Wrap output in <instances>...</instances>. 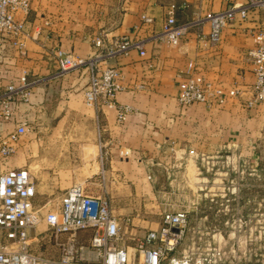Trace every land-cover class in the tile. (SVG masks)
Here are the masks:
<instances>
[{"label":"crops","instance_id":"crops-1","mask_svg":"<svg viewBox=\"0 0 264 264\" xmlns=\"http://www.w3.org/2000/svg\"><path fill=\"white\" fill-rule=\"evenodd\" d=\"M248 1L32 0L28 12L17 15L28 33L26 56L8 66L15 75L25 73L31 83L28 103L17 114L27 132L8 168L29 172L35 208L43 214L50 200L75 185L96 197L121 174H190L194 168V174H202L203 160L224 156L244 162L243 173L258 174L264 155V106L245 107L253 83L246 52L253 46L251 32L264 27V9H251L244 19L236 14L217 44L207 40L208 15L239 10ZM172 4L175 24L186 28L177 46L154 39ZM120 37L140 43L145 55L131 49L100 58L98 67L114 69L122 89L113 106L101 101L88 106L83 95L86 68L59 72L57 54L89 60L104 55ZM96 40L102 44L96 46ZM191 74L201 76L209 91L238 94L218 106L182 107L177 97ZM125 107L129 113L119 122V110ZM6 128L11 131L15 125ZM109 202L118 218L127 211ZM87 234L79 233V239Z\"/></svg>","mask_w":264,"mask_h":264},{"label":"built area","instance_id":"built-area-1","mask_svg":"<svg viewBox=\"0 0 264 264\" xmlns=\"http://www.w3.org/2000/svg\"><path fill=\"white\" fill-rule=\"evenodd\" d=\"M32 0H0V264H187L184 258L173 255L182 242L188 225L186 212H164L156 230H148L140 237L130 233L124 240L123 226L129 220H120L110 208L107 199L90 197L81 185L68 188L62 195L47 203L42 214L34 206L35 188L29 172L23 168H8L9 159L15 154L20 139L27 132L25 121L18 119L20 106L28 103L29 88L26 74L15 75L8 66L17 58H25V41L28 33L18 14H26ZM264 9V0H249L243 8H228L206 17L210 31L207 40L212 44L220 41L222 31L236 14L246 18L251 9ZM174 4L167 10V19L162 31L154 37L158 43L177 46L185 35L186 28L175 24ZM149 22V20H145ZM253 46L246 52L252 65L253 83L248 109L264 106V27L251 32ZM101 40L95 45L100 46ZM131 49L145 52L140 43L126 37L112 41L104 55L95 54L89 60H73L57 54L59 72L86 68L88 82L83 91L85 103L95 106L103 102L113 106L115 95L121 91L116 82L117 72L112 68L100 69L98 61L103 56L126 53ZM209 86L198 74L188 75L181 85L177 102L182 107L194 104L222 105L238 91L208 90ZM129 113L128 108L119 110L118 121ZM14 124L15 128L7 130ZM43 221L48 234L30 238V232ZM89 233L87 242H80L79 233ZM31 240L52 244L58 256L47 257L35 250Z\"/></svg>","mask_w":264,"mask_h":264},{"label":"rangeland","instance_id":"rangeland-1","mask_svg":"<svg viewBox=\"0 0 264 264\" xmlns=\"http://www.w3.org/2000/svg\"><path fill=\"white\" fill-rule=\"evenodd\" d=\"M262 158L258 174L243 173L247 165L226 156L203 160L199 165L202 174H194L195 168L190 174H121L123 178L116 184L95 196L127 208L119 217L129 220L122 228L124 240L131 229L136 237L156 230L164 212L183 211L188 225L175 258H184L187 264H264V155ZM121 197L126 199L119 201ZM47 231L40 221L29 237ZM88 237L80 242H87ZM30 242L36 252L58 256L56 246Z\"/></svg>","mask_w":264,"mask_h":264}]
</instances>
